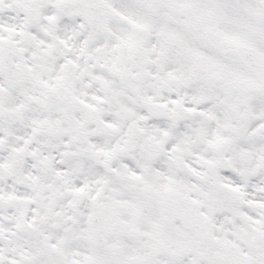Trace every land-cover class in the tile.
Masks as SVG:
<instances>
[{
  "label": "snow or ice",
  "instance_id": "obj_1",
  "mask_svg": "<svg viewBox=\"0 0 264 264\" xmlns=\"http://www.w3.org/2000/svg\"><path fill=\"white\" fill-rule=\"evenodd\" d=\"M0 264H264V0H0Z\"/></svg>",
  "mask_w": 264,
  "mask_h": 264
}]
</instances>
